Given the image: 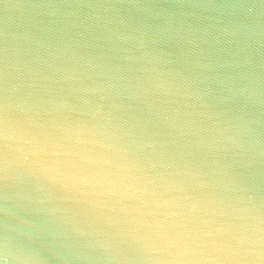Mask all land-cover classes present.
Returning <instances> with one entry per match:
<instances>
[{
    "label": "clouds",
    "instance_id": "clouds-1",
    "mask_svg": "<svg viewBox=\"0 0 264 264\" xmlns=\"http://www.w3.org/2000/svg\"><path fill=\"white\" fill-rule=\"evenodd\" d=\"M0 264H264V0H0Z\"/></svg>",
    "mask_w": 264,
    "mask_h": 264
}]
</instances>
